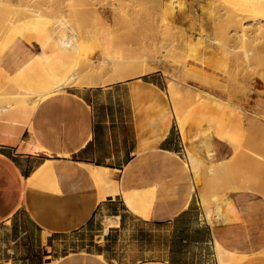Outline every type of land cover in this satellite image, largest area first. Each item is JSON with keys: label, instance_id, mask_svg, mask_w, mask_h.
Segmentation results:
<instances>
[{"label": "crops", "instance_id": "0c3cea01", "mask_svg": "<svg viewBox=\"0 0 264 264\" xmlns=\"http://www.w3.org/2000/svg\"><path fill=\"white\" fill-rule=\"evenodd\" d=\"M27 57L20 52L11 62L18 59V67ZM164 91L161 70L119 83L70 86L38 102L17 137L2 127L14 138L0 134V264H218L222 230L210 225L188 182L173 117L156 108ZM45 163L53 182L24 190ZM95 168L105 170L119 195L100 199ZM111 171L120 173L118 182ZM155 189L152 209L133 213L121 197L150 196ZM249 197L238 202L253 208ZM247 218L249 242L257 245L264 240L259 213ZM107 219L113 223L106 225ZM237 229L243 230L233 225L224 232Z\"/></svg>", "mask_w": 264, "mask_h": 264}, {"label": "rangeland", "instance_id": "374dc122", "mask_svg": "<svg viewBox=\"0 0 264 264\" xmlns=\"http://www.w3.org/2000/svg\"><path fill=\"white\" fill-rule=\"evenodd\" d=\"M240 2L241 0H0V104L11 100L15 103V99L5 100V96H9L6 91L8 93V90L20 86L15 79L18 73H28L31 70L32 78L39 77L41 73L38 71L43 69L42 62L38 59H34L35 62L31 61L33 59L29 60L38 47H42L43 53L49 57V66L58 65L46 41L49 30L52 35L68 34L69 30L77 35V42L79 39L78 43L84 49V58L87 55V58L107 59L118 56L121 59L122 56L124 58L140 55L144 59L146 49L150 48L153 57H163L162 67H165L161 69L165 78V91L162 103L157 104L156 108L162 109L163 117H173L178 127L185 145L182 158L184 171L187 173L188 182L191 181L190 185L194 187L204 213L206 209H213L222 200L230 199L228 206H221L226 221L220 223L212 220L210 223L215 229L222 230L218 244L221 252L226 254H223V264L236 263L229 253L236 255L237 264H264V240L257 245H251V223L247 218L251 211L259 213V235L264 236V49L263 53L258 50L262 46L264 48V43L258 40L255 44L259 35L255 34V38L253 33H250V38H253L252 41L249 40L251 43L248 42L245 47H242L239 40L232 39L233 34L239 32L240 25L236 23L239 29L235 24L230 27L228 19L239 14ZM55 18L64 20L67 28ZM55 22L58 24L55 25ZM250 22L248 19L243 24L250 26ZM258 22L264 23L261 20ZM20 36L27 45L18 41ZM259 39L264 40L260 36ZM245 51L251 53V60L247 58L249 61H245ZM20 52H28V57L17 67L18 59L11 62V55ZM6 61L10 71L4 68L3 62ZM199 61H202V67ZM185 65L191 66V69L194 67L196 72L186 73L183 68ZM247 67L248 71H245ZM16 68L18 69L14 72ZM71 68L72 65L68 64L67 69ZM204 81L207 84H203ZM174 88L178 93L174 92ZM170 90L176 93L175 99L179 98L178 101L174 100ZM181 91L184 95L180 94ZM201 91L212 94L215 100H204L206 97ZM18 92L12 90L14 95L9 94L13 97ZM12 116L9 117V123L0 121V134H8L1 132L2 127H7L4 123H8V127H13L14 121L21 125L23 115L19 114L16 119ZM3 117L1 116V119L5 120V115ZM207 149L211 150V156L208 155ZM188 154L198 160L197 170L189 164ZM211 166L214 171L209 170ZM111 173L113 179L118 182L120 173ZM156 189L149 196L152 199L145 203L149 209L156 203ZM213 195L216 196V203L212 201ZM249 196H254L257 203L253 208L238 202L239 197L246 200ZM204 203L210 207L205 205V208ZM233 225L241 226L243 230L237 229L234 235L224 232Z\"/></svg>", "mask_w": 264, "mask_h": 264}, {"label": "bare ground", "instance_id": "6f19581e", "mask_svg": "<svg viewBox=\"0 0 264 264\" xmlns=\"http://www.w3.org/2000/svg\"><path fill=\"white\" fill-rule=\"evenodd\" d=\"M40 6V5H39ZM35 13V12H34ZM37 13V12H36ZM58 14V13H57ZM34 15V14H33ZM38 15V14H35ZM40 15V14H39ZM59 15V14H58ZM60 16V15H59ZM62 16V15H61ZM69 18V17H68ZM56 19V18H55ZM59 19V18H57ZM56 19V21H57ZM248 19L251 21L250 23H252V25L245 26L243 24L244 21H248ZM259 20L264 22V0H241L240 2V10H239V14L233 18L228 19V24L231 27L233 24L236 25L239 24L240 25V29H239V25L237 26L239 29V32L237 31V34H233L232 39H237L235 41H240L238 43H240L242 45V47H245V45L249 44L248 42L251 43L252 39L250 38V33L255 34L258 36H260L261 38H264V23L260 24V22H258ZM60 24L63 25V27L65 26V24L63 23L64 20L57 21ZM55 22V25L56 23ZM247 23V22H246ZM12 24V23H11ZM58 24V23H57ZM227 24V25H228ZM241 24H243L241 26ZM68 25V24H66ZM61 26V25H60ZM228 26V27H229ZM55 27V26H54ZM61 27V28H63ZM66 27V26H65ZM64 27V28H65ZM242 27V28H241ZM67 28V27H66ZM232 28L235 29V26H233ZM24 29V28H23ZM7 30V29H6ZM69 30V28H68ZM25 31V29H24ZM46 32V31H45ZM75 32V31H74ZM228 32V31H227ZM225 32V33H227ZM51 33V34H50ZM67 33V32H66ZM230 35V34H229ZM235 35V36H234ZM77 36V35H76ZM70 30L68 34H62V35H52L51 30H49V33L47 35V42L50 45V48L53 51V56L56 60V63H58L57 66H49V57L46 56L43 51H42V47H38V52L34 54V56L31 58L34 61V59H38V61L42 62L43 64V69L41 68V70L38 71L39 77L36 76L37 78H32L30 71L28 73H18L17 76L15 77L16 82H18L20 84V86H15L17 88V90L19 91L17 95L12 96L13 93H11L12 90L17 91L16 88L11 84V86H13L14 88H12L11 90H8V93L6 91V94H8L9 96L6 97L5 96V100H7V98L11 99H15V103H13V100H11L10 102L8 101V103L1 105L0 104V121L1 122H7L8 120L11 121L9 118L10 116L14 117L15 119L18 117L19 114H21V116L23 115V117L21 118L22 122L21 125L20 123H18L17 121H14V124L11 123V125L13 124L14 126H20V128L17 129H13L16 127H12L11 130H16V132L14 134H9V138L11 137L12 139L14 138V136H18L20 135V133L22 132V128L27 127L30 124V119L32 116V113L36 107V105L38 104V102H40L42 99L46 98L49 95H52L54 93H58L64 90V88L66 87H70V86H93V85H106V84H113V83H119V82H123L129 79H133V78H138L141 77L143 75H146L148 73H151L153 71L156 70H161L162 65H164V62L162 64L163 61V57L162 58H156L153 57L150 54V48L146 49V55H144V59L142 58V56L139 57L135 56V57H124L123 56L120 58H118V56L116 58H107L105 59V57L103 58H87L85 56L84 58V54L82 52H84V49L79 45V39L77 42V37H76ZM79 36V35H78ZM255 39V44L259 42L264 43V40L262 39V41H260L261 39ZM81 37V36H80ZM15 38V37H14ZM229 38V37H228ZM256 38V37H255ZM81 39V38H80ZM231 39V40H232ZM251 40V41H249ZM257 40V42H256ZM21 44H25L27 45L26 41L24 40V38L22 36H20L19 40H18ZM254 42V41H253ZM81 43V41H80ZM227 44V43H226ZM254 44V43H252ZM255 46V45H254ZM83 50H81L80 49ZM257 47V46H256ZM263 47V46H262ZM258 48V50L260 49V51L262 52L264 48ZM85 48V47H84ZM155 49V48H154ZM262 49V50H261ZM140 50V49H139ZM237 50V49H236ZM257 50L258 53H261ZM143 51V50H142ZM176 51V50H175ZM165 52V51H164ZM82 53V54H81ZM140 53V52H139ZM144 53V52H143ZM177 53V52H176ZM249 53L245 51L244 57H245V61L248 59H250L251 57H249ZM256 53V52H255ZM254 53V54H255ZM263 53V52H262ZM138 54V53H137ZM158 54V53H157ZM264 54V53H263ZM81 55H83L81 57ZM199 55V54H198ZM258 55V54H257ZM260 55V54H259ZM103 56V55H102ZM106 56V55H105ZM111 56V55H110ZM146 56V57H145ZM163 56V55H162ZM237 56V55H236ZM239 56V55H238ZM241 56V55H240ZM251 56V53H250ZM253 56V55H252ZM256 56V55H255ZM235 58V57H233ZM237 58V57H236ZM241 58V57H240ZM259 58V57H258ZM84 59V60H83ZM165 59V58H164ZM174 59V58H173ZM200 59V58H199ZM202 59V58H201ZM252 59V58H251ZM250 59V60H251ZM237 60V59H236ZM242 60V59H241ZM30 61V62H31ZM36 61V62H38ZM80 61H83L82 63ZM218 61V60H217ZM244 61V62H245ZM249 61V60H247ZM256 61V60H254ZM35 62V61H34ZM200 62V61H199ZM215 62V61H214ZM242 62V61H241ZM253 62V61H251ZM260 62V61H259ZM81 63V64H80ZM177 63V62H175ZM179 63V62H178ZM181 63V62H180ZM32 64V62L30 63ZM70 64L72 65L71 69H67V65ZM173 64V63H172ZM204 64H207V62ZM233 64V63H232ZM255 64V63H254ZM175 65V64H174ZM203 63L202 61L200 62V66L202 67ZM241 65V64H240ZM248 64H246L247 66ZM1 66V65H0ZM207 66H209L207 64ZM257 66V65H256ZM78 67V68H77ZM259 67V66H258ZM183 68H185L186 73H190L193 74L195 73V68L193 67L191 69L190 67H187V65H185ZM182 68V69H183ZM193 70V71H191ZM250 68V67H249ZM264 68V67H263ZM2 69V68H1ZM244 69V68H242ZM262 69V68H261ZM174 70V69H173ZM201 70V69H200ZM263 70V69H262ZM41 71V72H40ZM162 71V70H161ZM182 71V70H180ZM245 71H248V67L246 68ZM256 71V70H255ZM2 72V71H1ZM203 72V71H202ZM231 72V71H230ZM261 72V71H260ZM32 73V71H31ZM37 73V74H38ZM184 73V72H183ZM185 73V74H186ZM248 73V72H247ZM256 73V72H254ZM254 73H252L254 75ZM5 74V73H4ZM190 74H188V76L190 77ZM258 74V73H256ZM263 74V73H262ZM261 74V76H262ZM36 75V74H35ZM182 75V74H181ZM195 75V74H194ZM236 75V74H235ZM186 76V75H185ZM184 76V77H185ZM229 76V75H228ZM231 77V76H230ZM235 77V76H234ZM239 77V76H238ZM246 77V76H245ZM172 78V77H171ZM262 78V77H261ZM260 78V79H261ZM7 79V78H6ZM185 79V78H184ZM264 80V75L263 78ZM5 80V78H4ZM183 80V79H182ZM235 80H237L235 78ZM234 80V81H235ZM252 80V79H251ZM254 80V79H253ZM197 81V80H196ZM4 82V81H3ZM13 82V81H12ZM11 82V83H12ZM15 82L14 85H16L17 83ZM184 82V81H183ZM232 82V81H231ZM6 83V81L4 82ZM10 83V82H9ZM206 82L204 81L203 84H205ZM219 83V82H218ZM235 83V82H234ZM173 84V83H172ZM207 84V83H206ZM228 84V83H227ZM237 85V83H236ZM9 86V85H8ZM178 86V85H176ZM187 87V86H186ZM184 87V88H186ZM1 88V87H0ZM9 88V87H8ZM182 88V91L183 89ZM175 89V88H174ZM180 89V88H179ZM191 89V88H190ZM196 90V89H195ZM170 90V93L172 95H174V100L175 99V94L172 93ZM176 91V89L174 90V92ZM182 91L180 92V94L184 95L182 93ZM186 91V90H185ZM192 91V90H190ZM240 91V90H239ZM178 93V91H176ZM188 92V91H187ZM206 98H204V100L208 101L210 100L211 102H213L215 100V97L212 94H209L205 91H201ZM229 92V91H228ZM1 93V92H0ZM11 93V96L10 94ZM241 93V92H240ZM189 94V93H188ZM193 94V93H192ZM191 94V96H192ZM14 95V94H13ZM171 95V97H172ZM177 96H179V94H177ZM180 97H182L180 95ZM186 97V94H185ZM190 97V96H189ZM195 97V96H194ZM2 98V96L0 97ZM173 98V97H172ZM220 98V97H219ZM187 99V97H186ZM4 100V102H5ZM179 98L176 100L178 101ZM222 100V99H221ZM228 100V99H227ZM184 101V100H183ZM182 101V102H183ZM193 101V100H192ZM191 101V102H192ZM225 101V100H224ZM1 102V99H0ZM188 103H191L189 101H187ZM217 102H219L218 98H217ZM13 103V104H12ZM187 103V104H188ZM216 103V102H215ZM220 103V102H219ZM233 103V102H232ZM184 104V103H183ZM189 105V104H188ZM193 105V104H191ZM190 105V106H191ZM230 105V104H229ZM189 106V108H190ZM194 106V105H193ZM192 106V107H193ZM228 106V105H227ZM180 106H175V108H177ZM234 108V107H233ZM181 109H179L178 111L180 112ZM191 110V109H190ZM260 111V110H259ZM177 112V110H176ZM188 113V110H187ZM12 114V115H11ZM175 114V113H174ZM177 114V113H176ZM5 115V120L6 117L7 120L5 121L3 118V116ZM9 115V116H6ZM17 115V116H16ZM1 116L3 117L1 119ZM16 116V117H15ZM13 118V119H14ZM182 119V118H181ZM20 120V119H19ZM8 121V123H9ZM13 122V121H12ZM24 122V123H23ZM8 123H4L7 124ZM23 123V124H22ZM180 126L182 127V124H180ZM5 127V126H4ZM10 127V128H11ZM10 132V131H9ZM6 135V134H5ZM11 135H14L13 137ZM4 140V139H3ZM2 141V140H1ZM0 141V142H1ZM12 141L11 143H13L14 140H10ZM203 141V140H202ZM200 141V143L202 144L203 142ZM205 141V140H204ZM5 142V140H4ZM200 144V145H201ZM205 144V143H204ZM203 145V144H202ZM204 146V145H203ZM262 149V148H261ZM260 149V150H261ZM202 152V151H201ZM207 153L208 155H210L211 150L207 149ZM257 154V153H256ZM201 155V154H200ZM207 156V155H206ZM211 156V155H210ZM261 157V156H260ZM188 159H189V164H191L192 168L194 170H197L198 166H199V162L198 160L192 156L188 154ZM216 164V163H215ZM222 164V163H221ZM210 166V165H208ZM207 167V166H206ZM205 167V168H206ZM223 167V166H222ZM204 168V169H205ZM211 169H209V167L207 169L212 170V166L210 167ZM206 169V170H207ZM224 169V167H223ZM225 170V169H224ZM214 171V170H212ZM261 171V170H260ZM91 173L94 177V179L96 180V184H97V188H98V193L100 196L101 200H104L106 197H110V198H114L115 196L119 195V191L117 188V185L114 181H110V180H106L105 178V170L104 169H91ZM217 173V172H216ZM49 175V176H48ZM51 176V170L49 167L48 163H45L44 165H42L39 169H37L28 179V181L24 182V190H28V189H33L37 186L40 187V185H42L45 181H48V179L50 178V180L52 181ZM226 178V177H225ZM240 179V178H239ZM246 179V178H245ZM223 180V179H222ZM217 181V180H216ZM219 181V179H218ZM251 181V180H250ZM256 181V180H255ZM49 182V181H48ZM48 182L46 184H48ZM53 182V181H52ZM220 182V181H219ZM249 182V181H248ZM50 183V182H49ZM218 183V182H217ZM216 183V184H217ZM246 183V182H245ZM52 185V183H51ZM50 185V186H51ZM223 185V184H222ZM260 185V184H258ZM43 186V185H42ZM45 186V184H44ZM49 186V185H47ZM53 186V185H52ZM216 186V185H215ZM248 187V186H247ZM55 188V187H54ZM253 188V187H252ZM258 188V187H257ZM258 192V191H257ZM122 200L124 201L125 205L131 210L133 211V213L136 212V208L137 207H146L145 203L148 201V199L150 200L149 196L142 192V193H131V194H122L121 195ZM224 199V198H223ZM212 201H214V203H216V196H212ZM210 201V202H212ZM216 201V202H215ZM220 201V200H219ZM207 202V201H205ZM213 203V202H212ZM211 203V204H212ZM219 203V202H218ZM230 204V201L228 199H224L221 201L220 204L215 205V207L213 209H206V215L207 218L210 222H212V220H220L222 222L226 221V217L225 215L222 213V207L221 206H228ZM206 204L204 203V206ZM207 207L209 205H206ZM205 206V208H207ZM210 207V206H209ZM107 224L106 225H111L113 222H111L110 219H107ZM216 250H217V256H218V260H219V264H223L224 260L223 257L226 255L225 253L221 252L222 250L220 249V246L217 244L216 245ZM224 254V256H223ZM228 255H230V257H233L234 260L233 262H236L235 264L238 263V259L236 260L235 256L232 253H229ZM227 257V256H226ZM240 257V256H239ZM232 258V259H233ZM228 260V259H227ZM230 261V259H229ZM228 261V262H229ZM231 263L232 260L230 261Z\"/></svg>", "mask_w": 264, "mask_h": 264}]
</instances>
